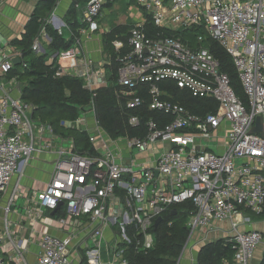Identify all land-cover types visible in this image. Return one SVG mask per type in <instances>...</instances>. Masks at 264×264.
I'll return each mask as SVG.
<instances>
[{"label": "built area", "instance_id": "obj_1", "mask_svg": "<svg viewBox=\"0 0 264 264\" xmlns=\"http://www.w3.org/2000/svg\"><path fill=\"white\" fill-rule=\"evenodd\" d=\"M108 1L85 2L81 21L87 30L99 29ZM134 1L145 18L133 23L129 31V51L116 57V95L122 107L139 111L128 115L131 126L141 122L142 92L149 98V111L171 117L161 125L150 116L142 136L123 137L130 153H145L157 144L168 143L170 147L161 150L152 164L117 161L107 148L106 132L97 122L92 130L84 131L91 152L76 146L73 137L56 133L50 124L34 117L35 105L22 98L24 83L11 74L18 66L12 62L14 57L20 58L21 67L26 66L22 51L11 45L7 50L0 47V195L34 153L54 150L50 179L36 192L39 207L55 210L61 203L63 223L75 219L87 228L77 242L74 231L65 237L43 233L40 253L33 262L26 260L24 251L13 243L11 263L0 252V264H71L76 250L86 264H129L126 253L130 249L146 253L153 248L156 218L188 201L193 204L186 221L189 234L176 264L188 242L197 233L206 236L205 231L215 222L231 220L235 231L227 239L235 250L233 259L223 264H251L263 242L262 232H238L236 227L251 219L242 213L264 215V0ZM147 19L159 29L153 36L145 30ZM49 23L62 33L65 23L52 15L41 20V34H46ZM193 28L202 32L193 33L191 45L183 40L182 32ZM207 38L218 42L231 56L247 105L204 44ZM79 41L75 38L74 46ZM112 45L117 53L124 46L118 39ZM39 49V40L34 38L32 50ZM56 57L65 59L64 66L58 64L57 76L82 78L84 86L93 89L96 81L87 70L78 68L79 57L73 48L57 51ZM162 82H171L192 97L212 99L216 109L203 114L191 112L173 100L167 88L161 87ZM90 103L93 105L92 100ZM90 112L94 113V106L92 111H81L76 120L62 124L82 130ZM258 116L262 118V135L252 132ZM97 140L102 141L104 153L95 148ZM209 141L216 143L215 150L209 149ZM13 198L14 192L6 212ZM2 239L0 234V246Z\"/></svg>", "mask_w": 264, "mask_h": 264}, {"label": "trees", "instance_id": "obj_2", "mask_svg": "<svg viewBox=\"0 0 264 264\" xmlns=\"http://www.w3.org/2000/svg\"><path fill=\"white\" fill-rule=\"evenodd\" d=\"M87 0H71L67 11L66 26L77 34L80 27H85V23L77 20V6L85 4ZM113 0L108 1L109 4ZM55 0H47L41 3L33 12L30 21L27 24L25 33L21 38L10 41L9 45L22 51L25 67L21 65L15 66L11 74L17 75L24 83L22 90V98L32 102L35 105L33 116L39 114L40 121L50 124L53 130L61 135H68L74 138L76 146L80 149L92 150V145L88 141L86 132L75 128L68 127L62 122L76 120L82 107L93 101L94 115L98 125L111 137H128L142 136L145 132V121L150 117H154L159 124H166L171 117L163 115L160 112L149 111L147 109L149 98L147 94L142 92L144 97L143 105L140 109L141 122L138 126H131L128 123V115L131 113H139V111L128 110L119 104L116 91L119 88L117 84L118 78V62L117 55L125 54L129 51L128 36L133 24L113 25L109 31L103 33L104 50L108 54L109 63L105 66L108 72L109 83L100 85L93 89L84 86L82 78L62 75L57 76L56 70L58 64L56 58L49 61L50 53L37 54L32 50V43L38 29L41 26L43 16L52 8ZM145 30L148 36L155 35L159 29L155 27L150 20L147 19ZM202 32L199 28L182 32L183 40H189L193 44V36L195 32ZM45 32L50 37L51 43L49 48L53 51H63L71 47L73 40L66 39L62 33H59L50 24L45 25ZM168 34V32H164ZM121 40L123 48L117 53L112 45L113 40ZM204 44L210 52L219 61L220 70L227 74L230 83L237 96L247 105V99L243 93L238 74L232 62L229 53L216 41L207 38ZM27 56V58H26ZM161 87L167 88L172 94L173 100L179 101L183 106L191 112L203 114L216 109V102L212 99H198L192 97L187 91L178 89L171 82H162ZM176 209L175 213H171L172 209ZM193 209L192 202L188 201L178 204L163 214L162 221L154 230L155 241L152 249L146 253H134L131 249L126 253L129 264H176L182 249L188 238V227L186 225L189 212ZM57 214L64 211L62 207L56 211ZM235 250L232 243L226 238H219L204 244L196 259V264H223V262H231ZM84 259V258H83ZM264 264V259L261 262Z\"/></svg>", "mask_w": 264, "mask_h": 264}, {"label": "crops", "instance_id": "obj_3", "mask_svg": "<svg viewBox=\"0 0 264 264\" xmlns=\"http://www.w3.org/2000/svg\"><path fill=\"white\" fill-rule=\"evenodd\" d=\"M46 1L47 0H0L1 48L7 50L10 46V41L16 38H21L25 33L27 24L37 6ZM70 3L71 0H55L52 8L43 16V18L55 15L66 23L67 11ZM135 6L136 7L130 12L131 18L129 20L124 19L113 25L133 24L144 20V11L137 5ZM77 20L82 22L78 18ZM50 25L52 26V24ZM113 25L109 26L101 22L100 26L103 27V29H100L99 27V30L91 32L87 30V25L85 24V27H80L78 29L77 34L71 32L66 24L65 26H61L64 37L73 40L70 48H73L78 54V68L82 71L87 70L90 75L93 76L94 81H96L93 88L100 85H107L109 83L108 72L105 68L109 63V58L107 52L104 50L103 33L109 31ZM34 38H38L39 40L40 54L48 52L50 53V57L51 53H54L52 56L56 54L57 51H53L49 48L51 43L50 37L47 34H41L40 27ZM75 38L80 40L79 45L77 46H74ZM51 60H53V57L49 58V61ZM56 62L59 65H65V59L63 58L56 57ZM95 122H97V120L94 113H87L86 122L81 126L82 131H85L86 129L92 130L95 126ZM104 136L106 138L105 142L107 143V148L114 153L117 161L123 163L146 162L152 164L161 150L170 147L168 143L157 144L145 153H130L129 149L126 148L123 137L111 139L106 133ZM48 139L49 138L45 139V141ZM54 142L57 143L58 141L55 140ZM94 146L99 153H104L106 151L100 140H97ZM55 158L56 153L54 150H43L34 153L25 164H22L19 167L6 190L0 195V234L3 235L0 252L2 258L9 263H11L14 255L13 243L24 251L26 260L33 262L37 259L40 253L39 241L43 233L65 237L74 231L76 233L75 237H77L75 242H77L78 239L87 232V228L83 226V223L81 225L79 220L68 218L65 219V223H63L60 219L64 218L65 214L56 213L61 207H58L55 210H48L39 207L36 192L47 185L52 173ZM13 192V201L10 203L8 212H6L5 207L7 206L8 199ZM231 222V220L215 222L212 228L205 231L206 236L210 241L219 238L228 239L229 237H232L235 234V231L232 228ZM236 229L238 232L258 230L264 235V215H256V219L251 218L248 223H238ZM109 235L110 231L109 229H106V236L109 237ZM81 257L79 251H73L71 255V264H86L85 259H81ZM263 259L264 239L256 249L251 259V264H261Z\"/></svg>", "mask_w": 264, "mask_h": 264}, {"label": "rangeland", "instance_id": "obj_4", "mask_svg": "<svg viewBox=\"0 0 264 264\" xmlns=\"http://www.w3.org/2000/svg\"><path fill=\"white\" fill-rule=\"evenodd\" d=\"M136 3L134 0H113L109 4L106 3L102 9V17L100 18L99 23H105L106 25H113L116 22H120L124 19H130L131 14L130 12L132 9H134L136 6ZM83 5L77 6V18L81 20L82 14H83ZM100 29H103V27L100 26ZM99 30V29H98ZM40 52V50H38ZM35 52V51H34ZM39 52H36L37 54ZM40 54V53H39ZM54 54V53H53ZM51 53V57L53 55ZM50 57V58H51ZM27 58V56H26ZM38 118H40L39 114L36 115ZM215 142L209 141V149L215 150ZM79 147V146H78ZM245 217L249 216L252 219H256V215L253 213H242ZM203 238V239H202ZM210 242V239L205 236V234H202V236L197 233L189 242L184 250L183 254L180 257L179 264H196L197 254L200 250V248Z\"/></svg>", "mask_w": 264, "mask_h": 264}, {"label": "water", "instance_id": "obj_5", "mask_svg": "<svg viewBox=\"0 0 264 264\" xmlns=\"http://www.w3.org/2000/svg\"><path fill=\"white\" fill-rule=\"evenodd\" d=\"M12 62L14 65H19L20 64V58L19 57H14L12 59ZM93 110V105L91 103L85 105L82 107V111L84 112H89ZM253 133H260L261 135L263 134V128H262V118L260 116L256 117L255 119V125L252 128ZM157 174V172H155ZM61 203L59 204V206ZM58 206V207H59ZM176 209H172L171 213H175ZM162 221V217H157L155 222H154V230H156L157 226L159 223Z\"/></svg>", "mask_w": 264, "mask_h": 264}]
</instances>
